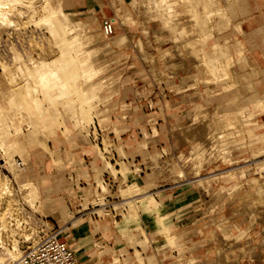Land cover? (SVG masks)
<instances>
[{"label":"rangeland","instance_id":"rangeland-1","mask_svg":"<svg viewBox=\"0 0 264 264\" xmlns=\"http://www.w3.org/2000/svg\"><path fill=\"white\" fill-rule=\"evenodd\" d=\"M18 1L0 7L5 14L4 19L0 15V110L4 117L14 118L12 111L8 115L3 111L14 107L20 115L14 120L20 121L16 123L20 132L10 129L19 145L18 153L4 155L0 148V264L18 263L53 232L61 234L60 241L68 242L83 264L87 259L93 264L112 260L116 264H143L144 258L156 253L146 252L147 236L136 229L139 211L158 214L173 205L199 210V214L183 218L178 229L156 216L159 231L171 249L170 264H264V211L249 203L255 193L246 185L247 179L255 177L263 187L264 156L251 158L242 167L219 157L206 159L212 133L206 132L211 128L205 125L212 114L216 118L217 113L226 116L238 112L242 127L231 131L242 128L252 133L240 143L238 154L242 157H251L250 146H258L264 139V113L239 110L251 107L258 97L250 81L264 76V62L257 69L248 48L250 43L254 47L259 42L254 37L261 32L247 38L238 27L246 41H240L235 57H220H230L220 66V58H212L214 48L206 47L197 33L190 0H175V4L154 0L155 9L172 15L170 26L165 28L159 20H148L141 0L139 10L130 7L131 0H107L103 7H84L82 0ZM186 8L188 13L175 14L176 9ZM101 10L104 14L96 20ZM109 17L115 18L114 35L102 37L103 44L95 46L102 54L92 61L95 49L84 45L101 38L100 23ZM188 23L193 25L186 28ZM69 25L83 32L78 49L66 41ZM188 37L199 38L198 44L205 47L203 64L187 46ZM205 64L212 66L213 73L203 71ZM227 67L233 79L223 76ZM53 85L60 91L51 90ZM198 126L203 127L199 130ZM90 128L104 132L105 154L89 142L86 133ZM112 145L117 156L106 149ZM199 150L200 163L194 155ZM232 150L234 161L239 150L235 145ZM157 155L160 159L154 164ZM88 159L92 171L85 166ZM11 162L14 165L10 166ZM106 169L118 183L112 193L119 197L115 205L121 217L114 220L112 214L104 213L99 218L76 216L80 201L75 195L79 191L70 178L75 174L98 180ZM225 171L235 175L219 176L214 184L213 176ZM196 174L208 178L204 187L196 182L200 178H194ZM29 180L37 187L32 201L27 197L28 188H20L21 182ZM83 192L90 195L92 189L89 186ZM239 195L246 196L248 204L238 200ZM62 212L72 222L69 227L62 221ZM220 227L231 235L228 241ZM207 229L215 233V239L205 234ZM179 238L184 244L176 247ZM208 244L221 254L209 250L206 258L201 256L198 250H206Z\"/></svg>","mask_w":264,"mask_h":264},{"label":"crops","instance_id":"crops-1","mask_svg":"<svg viewBox=\"0 0 264 264\" xmlns=\"http://www.w3.org/2000/svg\"><path fill=\"white\" fill-rule=\"evenodd\" d=\"M82 1L84 3V7H103L107 3V0ZM190 6L193 11L196 30L198 31L197 33L199 34V37L206 47L211 45L214 48V51H212L213 59H217L227 55L235 57L237 52H239V50L241 49H237L240 41L244 43L246 41L245 36L248 38L252 33L259 30L261 33L256 34V36L254 37V40L258 39L259 42L255 43L254 47H252L250 43L248 48L251 51V57L253 58L252 60L254 61V63L257 65V69L261 68L262 63L264 62V0H190ZM110 8H117V11L121 10L122 12H124L123 9H120L118 6L112 7L110 5ZM103 14L104 12L101 10L96 15L95 19L100 20ZM114 15L116 16V13ZM238 27L244 31L245 36L244 34L239 33ZM246 47L247 46H245V48ZM229 58L230 57L220 58L218 60V63L221 66ZM239 66L240 65L236 64L235 67L238 68L239 73H241ZM227 68L230 69L233 79L234 74L231 68ZM238 76H240V74ZM250 82L253 83L258 97L252 101L251 107L244 106L242 109H239L241 111H251L252 109H255L254 105L258 101L264 100V76L259 78L258 80L255 77ZM234 85L237 86L238 83L234 82ZM262 125L264 130L263 120ZM261 134L262 133L258 135ZM247 136H252V134L246 135V138ZM246 143H255V141L246 140ZM239 156L242 155L238 154V156L236 157ZM174 206L176 205H173L172 209H160L158 214L153 213L150 210L144 212L139 211L137 220L138 227L136 229H140L147 236L148 245L146 247V252L148 250L149 252L152 251L156 253V255H154L153 257L144 258L143 264H170L169 259H171V257L169 253H171V249L166 239L161 235V232L159 231V228H161V226L158 224V221L156 219L157 215L162 218L165 224L172 225L174 227L176 226V228L178 229L183 225V218L189 219L199 214V210L196 211L191 208L182 210V207ZM227 227L228 226H224V228ZM77 236L81 235H79L78 233ZM181 241L182 239H177L176 247L183 246L184 241ZM82 256H85L86 258L88 257V254H84ZM91 262L92 259H87L85 260L84 264ZM109 264L116 263L114 262Z\"/></svg>","mask_w":264,"mask_h":264},{"label":"bare ground","instance_id":"bare-ground-1","mask_svg":"<svg viewBox=\"0 0 264 264\" xmlns=\"http://www.w3.org/2000/svg\"><path fill=\"white\" fill-rule=\"evenodd\" d=\"M16 1H18V0H1L0 1V7L4 4V5H6L7 3L8 4H11L10 2H16ZM20 1V0H19ZM18 1V2H19ZM32 1V0H31ZM139 1L140 0H131L130 1V7L133 9V10H139V6H140V8H141V5L139 4ZM162 2H164V3H172V2H174V3H172V4H175V0H161ZM2 3V4H1ZM13 3V4H14ZM140 3H142V6H143V11H144V13L145 14H149L148 15V20H149V18L151 19V21H157V20H159L160 21V26L162 27V28H165V27H169L170 26V23H171V21L170 20H168L169 18L171 19V16L172 15H166L167 14V12L166 13H164V12H162V13H164V14H161L160 12H159V10H157V9H155V3H154V0H141V2ZM177 5V4H176ZM175 5V6H176ZM175 6H174V9H175ZM138 8V9H137ZM152 8H153V10L155 9V11H156V13L154 12V14L152 13ZM177 8V7H176ZM1 9V8H0ZM168 10V9H167ZM1 11V10H0ZM166 11V10H165ZM2 12V11H1ZM0 12V15H2V19H4L3 18V16H5V14L3 13H1ZM173 12V11H172ZM183 13H188V9L186 8V9H176L175 10V14L176 15H181V14H183ZM174 14V15H175ZM73 15H75V14H73ZM181 18V17H180ZM108 19H111L112 20V22H113V25H114V32H115V18L114 17H109ZM167 19V20H166ZM191 19V18H190ZM189 19V20H190ZM172 20V19H171ZM150 21V20H149ZM191 21V20H190ZM173 22V21H172ZM191 23V22H190ZM174 24H175V22H174ZM189 24V23H188ZM191 24H189L188 26H186V28L187 27H191L192 25H193V23H192V25L190 26ZM195 26V25H194ZM193 26V27H194ZM100 28H101V23H100ZM99 28V30L98 31H100L101 32V29ZM184 28H185V25H184ZM183 28V26H182V29L183 30H185ZM67 35H66V41H67V43L74 49V48H76V49H78L79 47H81L82 46V42H81V34L83 33H81V28H73V26H71V25H69L68 27H67ZM161 29V28H160ZM156 31V30H155ZM193 32V31H192ZM94 33H96V31H94ZM188 33V32H187ZM93 34V33H92ZM192 34V33H191ZM114 35V34H113ZM112 35V36H113ZM186 35V34H185ZM188 35V34H187ZM88 36H90V34H87V37ZM183 36H184V34H183ZM105 38L104 37V35L102 34V32H101V38H98L97 40H92V42H86L85 43V45H84V47L85 48H88V49H95V52H94V55L91 57V60L92 61H94V59H96L100 54H102V51L100 52V51H98V49L95 47V46H97V45H102L103 44V42L105 41L103 38ZM113 38V37H112ZM194 39V40H193ZM104 40V41H103ZM187 40V46L188 47H190L191 48V52H192V54H194L193 56L195 57L196 56V58L197 59H199V60H196V61H200V62H202V64H203V62H205L204 60H205V57H204V55H205V47L204 46H201V45H199L200 43H199V38H196V37H193L192 38V40L191 39H189V37L186 39ZM94 41V42H93ZM186 42V41H185ZM199 43V44H198ZM202 44V43H201ZM184 46H186V45H184ZM186 46V47H187ZM91 47H94V48H91ZM190 48H189V51H190ZM188 49V48H187ZM207 50V49H206ZM206 52H208V51H206ZM107 54H109V52L107 53ZM187 54H190V52L189 53H187ZM167 55V54H166ZM192 56V55H191ZM194 60V59H193ZM194 60V61H195ZM152 61V60H151ZM39 64H42V62L41 63H39ZM198 64H200L199 62H198ZM201 64V65H202ZM203 66V65H202ZM204 68V67H203ZM203 71L205 72V73H207L208 72V75H209V73H213V71H214V69L211 67V66H209L208 64H205V68L203 69ZM222 71H224V73H222L223 74V76L224 77H232V73H231V71H230V69H228V68H226V69H223ZM215 73H216V71H215ZM52 76V75H51ZM51 76L49 77V78H51ZM49 78H47V79H42L43 80V82L44 81H46V80H48ZM51 90H53V91H55V92H58V91H60V89H59V87H57V86H55V85H53L51 88H50ZM50 90V91H51ZM52 92V91H51ZM5 98V96L3 97V99ZM59 99V98H58ZM67 106V105H66ZM65 106V107H66ZM254 107H255V109H257V110H259L261 113H264V100H261V101H258L255 105H254ZM13 109H15L14 107H6L3 111H5V113L8 115L11 111L13 112V114H12V116L14 117V118H12V117H9V115L8 116H6V117H4L3 116V114H2V110H0V148H2V151H3V153H4V155H15V153H18L17 151L19 150V145L17 144V140L16 139H14L12 136L13 135H11L10 134V129L11 130H14V132H20V127H19V124H16L18 121H14V120H18V119H15V116L16 115H18V118L20 117V115L18 114V111H16V110H14V111H16V112H14L13 111ZM65 109H67V107L65 108ZM11 112V113H12ZM23 113V112H22ZM22 113H21V115H22ZM216 113V112H215ZM213 115V116H212ZM211 115V117L209 118V120H208V122L205 124L206 125V128L208 129L209 127L211 128V130H207L206 132L207 133H212L211 134V149L210 148H208V149H210V152H208L207 154H206V159H209V160H211L212 158H216V157H219L220 158V160L222 161V162H226V161H228V162H230V163H228V164H231V163H233V162H235V163H238L237 165H238V167H242L241 165H244V164H246L247 162H249L250 160H251V158H252V160L253 159H258L259 157H262V156H264V139L259 143V145L258 146H255V145H251L250 146V149H249V151H250V155H251V157H242V156H239V157H236V158H234L235 160L233 161L232 159H233V145H235L236 147H237V150H239L236 154H238L239 152H240V148L239 147H241L240 146V143H242L243 141H245V137H246V135H250V134H252V133H246V131L244 130V129H240V130H237L238 132H236V131H231L232 129H237V127H239L240 128V123H239V120H240V118H239V115H238V112H235V113H229V114H227L226 116L224 115H222V114H219V113H217L216 115H217V117L215 118L214 117V115L215 114H212ZM192 117H193V115H192ZM194 117H196V115L194 116ZM17 118V117H16ZM23 118V117H22ZM22 118H20V119H22ZM5 120H8L10 123H11V125H12V128H11V125L9 124V125H7V122L5 121ZM22 121V120H21ZM15 122V123H14ZM20 122V121H19ZM18 122V123H19ZM22 122H24V121H22ZM203 124V123H202ZM239 125V126H238ZM196 127V126H195ZM203 127V126H202ZM202 127H199L198 126V128H199V130H200V128H202ZM205 127V126H204ZM242 127V126H241ZM206 128H205V130H206ZM88 129V128H87ZM185 129V128H184ZM183 129V130H184ZM196 129V128H195ZM182 130V131H183ZM198 130V129H197ZM204 130V131H205ZM186 131H187V129H186ZM213 131V132H212ZM84 132V131H83ZM87 132H88V130H87ZM179 132H181L180 130H179ZM185 132V131H184ZM196 132V131H195ZM188 133V132H187ZM206 133V134H207ZM16 133H14V135H15ZM184 134H186V133H184ZM208 135V138H209V135L210 134H207ZM181 136H182V134H181ZM184 136H186V135H184ZM183 136V137H184ZM187 136H188V134H187ZM208 141H209V139H208ZM208 143V142H207ZM189 147H191V146H189ZM21 150V149H20ZM205 150H206V148H205ZM194 155H195V159H197L198 161H199V163H200V150L199 151H195V153H194ZM201 155H203V154H201ZM2 156H3V154H2ZM1 156V157H2ZM192 156V155H191ZM10 158L12 157L13 158V156H9ZM157 157H158V155L156 156V157H154L153 158V162H154V164L156 163L155 162V160L157 159ZM11 158V159H12ZM250 158V159H249ZM9 160V161H12V160ZM158 159H160V155H159V158ZM157 159V160H158ZM171 159V158H170ZM193 159V158H192ZM194 160V159H193ZM213 160V159H212ZM218 160V159H217ZM9 163V162H8ZM160 163V162H159ZM163 163H164V161H163ZM166 163H168V162H166ZM11 164H13V162H11L10 163V166H11ZM24 164V163H23ZM157 164V163H156ZM174 162L172 163V167H173V169H175V167H176V164H174ZM184 164V163H183ZM14 165V164H13ZM152 165V164H151ZM196 165V164H195ZM198 165V164H197ZM18 166V165H17ZM171 167V168H172ZM24 168V167H23ZM151 168V167H150ZM14 170V169H13ZM196 172V171H195ZM181 175V174H180ZM230 175H235V173H234V171H225V172H221V173H219V174H216L215 176H213V178H215L216 180L214 181V184H215V182L217 181V179H219L220 177L221 178H224V177H228V176H230ZM220 176V177H219ZM198 177H200V178H198ZM194 178H198V180H196V182L200 185V186H202L204 183H206V182H208V178H201V176H199L198 174H196L195 176H194ZM262 184V183H261ZM246 185H247V187L249 188V191H254V193H255V198H251L252 200H251V202H249L250 204H253V206H255L256 207V209H261L262 207V209H261V211H264V196L262 195V192L264 191V185H263V187H261V185H260V183H259V180H257V178H255V177H251L250 179H247L246 180ZM203 187H204V185H203ZM20 188H24V190L25 189H27L28 188V194L25 192V191H23V192H21V193H24V196H25V194H27V197L29 196V200L30 201H32V197L31 196H33V194L34 193H37L36 192V190H37V187L35 186V184H33L32 182H31V180H29V181H23V182H21L20 183ZM30 189V190H29ZM102 189H104L103 187H102ZM20 190V189H19ZM23 190V189H22ZM261 190H263V191H261ZM200 191H202V188L200 189ZM39 193V192H38ZM202 194H204L205 192H201ZM246 193H248V192H246ZM35 195H37V194H35ZM246 195V194H245ZM27 197H23V198H25V201H26V199H27ZM139 197V196H138ZM132 199V198H131ZM28 200V201H29ZM38 200V199H37ZM238 200H240L241 202L243 201V203H244V201L246 202L247 200H248V198H246V196H241V195H239L238 196ZM27 201V202H28ZM35 202H36V200H34ZM133 201V200H132ZM130 202V201H129ZM30 203V202H29ZM32 203V202H31ZM128 203V202H127ZM118 204V203H117ZM246 204H248V202H246ZM30 205V204H29ZM32 205V204H31ZM30 205V207H33L34 205H32L31 206ZM36 205V204H35ZM37 207V206H36ZM35 207V208H36ZM36 212V211H35ZM60 213V212H59ZM75 219V218H74ZM62 221H63V223H64V225H65V223H66V226L68 225V223H72V222H70L71 220H69L68 219V214H66V216H64V212H62ZM74 221V220H73ZM76 221V220H75ZM220 229L221 230H223L222 229V227H220ZM228 230V229H227ZM223 232H224V230H223ZM222 233V232H221ZM205 234H210L212 237H211V239L212 238H214L215 237V233H213V231L212 230H205ZM222 235H224V240L226 239L227 241L229 240V238L231 237V235L225 230V232L222 234ZM3 239V238H2ZM215 239V238H214ZM1 240V239H0ZM221 240V239H220ZM217 241V240H216ZM3 243H4V241H3ZM209 245H211V244H208V245H206L205 247H207V249L205 250V248H203V249H199L198 251H199V253L200 254H203V255H201V256H206L207 255V251H209V250H213L214 252H215V254L216 255H219V251L220 250H218V249H216L215 247H213V246H209ZM1 247V246H0ZM198 251H197V254H198ZM196 252V251H195ZM223 253V252H222ZM227 253V252H226ZM199 254V255H200ZM221 254V253H220ZM17 255V254H16ZM194 255H196V254H194L193 253V255L192 256H194ZM191 256V257H192ZM198 255H196L195 257H193L194 259H197L196 257H197ZM217 257V256H216ZM220 257H221V255H220ZM206 258V257H205ZM2 259V258H1ZM2 261L0 260V263H1ZM14 262V261H13ZM17 263V262H16ZM15 264V263H14Z\"/></svg>","mask_w":264,"mask_h":264},{"label":"built area","instance_id":"built-area-1","mask_svg":"<svg viewBox=\"0 0 264 264\" xmlns=\"http://www.w3.org/2000/svg\"><path fill=\"white\" fill-rule=\"evenodd\" d=\"M100 29L105 38H110L114 34L112 20L108 18L102 19ZM107 134L111 135V133ZM103 135L104 132L100 128L96 130L92 129V131L90 128L89 132L86 133L91 145H94L99 151L105 154V147L102 143ZM114 147L115 146L112 145L106 147V149H108L112 156H114V154L117 156ZM89 160L90 159L86 162V167L92 171V163ZM110 161L111 159H109V162ZM107 169L102 172L98 180L93 178V176L92 178H77L75 174L74 178L73 176L70 178L73 188L79 191V193L75 195V199L80 201V205L78 206L80 209H78L76 216L88 215L89 218H99L100 213H104L106 215L112 214L114 220L121 217L120 214L116 213V207L118 205H115L120 202L119 197L115 196V193H112L113 191H117L118 183L113 180ZM89 186L92 189V193L86 195L83 189H87ZM102 187L104 189H102ZM100 200H102L101 203L96 202ZM124 212L125 209H122V213ZM60 238V233H50L46 238L37 243L31 251L25 254L16 264H83L80 258L77 257L74 249L69 246V243L61 242ZM112 261L114 263V260Z\"/></svg>","mask_w":264,"mask_h":264}]
</instances>
